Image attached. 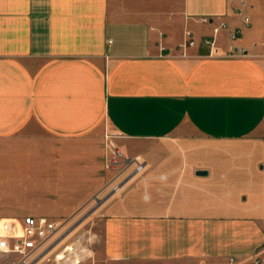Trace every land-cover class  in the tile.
I'll list each match as a JSON object with an SVG mask.
<instances>
[{"label": "crops", "instance_id": "obj_1", "mask_svg": "<svg viewBox=\"0 0 264 264\" xmlns=\"http://www.w3.org/2000/svg\"><path fill=\"white\" fill-rule=\"evenodd\" d=\"M240 1L0 0V157L35 201L0 218L73 225L101 190V250L78 264L264 258V0H243L248 26ZM221 22L241 35L209 56ZM105 127L140 172L102 174Z\"/></svg>", "mask_w": 264, "mask_h": 264}, {"label": "rangeland", "instance_id": "obj_2", "mask_svg": "<svg viewBox=\"0 0 264 264\" xmlns=\"http://www.w3.org/2000/svg\"><path fill=\"white\" fill-rule=\"evenodd\" d=\"M102 174L109 173L116 175L121 171L122 161L124 156L122 150L119 148V143L127 145V141L123 140L111 129L105 127L102 133ZM132 144V143H130ZM119 150L121 157L117 158V166L115 170H108L106 168L107 159L112 155V151ZM6 149H0V156L5 157ZM23 170L15 172L11 166L7 165V161L0 157V217H4L14 207L24 209L28 204H33L35 201L32 198L17 196L15 192H21V186L26 185L28 182L22 181ZM26 193L33 192L30 187L27 188ZM101 190L97 192L86 205L87 207L79 212L75 219H73V225L66 224L64 222L58 227L55 235L51 237L45 243L38 252H36L31 258L32 264H78L77 262L93 260L97 254L100 253V220L96 215H90V212L98 206L103 196ZM19 200V204L15 201ZM29 201V202H28ZM14 206V207H13ZM0 218V232L1 222ZM87 218V220H85ZM60 222V221H59ZM79 225V227H78ZM58 256V257H57ZM58 258V259H57ZM13 263L18 261L16 256L12 257ZM66 262V263H63ZM12 261H8L5 264H13Z\"/></svg>", "mask_w": 264, "mask_h": 264}, {"label": "built area", "instance_id": "obj_3", "mask_svg": "<svg viewBox=\"0 0 264 264\" xmlns=\"http://www.w3.org/2000/svg\"><path fill=\"white\" fill-rule=\"evenodd\" d=\"M235 0H229L230 4H233ZM244 1H240L239 8H234V11L239 14L242 23L245 26L250 24V18L244 13ZM201 22L207 23V18H201ZM222 28L229 30L232 40L241 35V28L230 27L226 23L221 22L219 25L213 28V39L207 40L206 44L209 46V56H222L219 53L218 48L215 45V35ZM195 44L193 32L185 30L182 42L178 45V48L184 51L187 47ZM225 56H238L243 57L246 52L243 49L231 47L229 53ZM121 157L119 150L112 151V155L107 159L106 168L108 170H115L117 166V158ZM134 165V172H140L143 169L144 163L139 156L132 158H124L122 161L121 170L124 167ZM118 186L114 187L117 190ZM60 225L59 220L48 216H25L21 223H17L14 220H4L1 222L0 232V264H5L8 261H12V257L16 256L18 261L13 264H32V256L38 252L47 240L53 237ZM251 264H264V258L256 255L251 256ZM227 264H236L233 258Z\"/></svg>", "mask_w": 264, "mask_h": 264}, {"label": "water", "instance_id": "obj_4", "mask_svg": "<svg viewBox=\"0 0 264 264\" xmlns=\"http://www.w3.org/2000/svg\"><path fill=\"white\" fill-rule=\"evenodd\" d=\"M200 173V172H199Z\"/></svg>", "mask_w": 264, "mask_h": 264}]
</instances>
